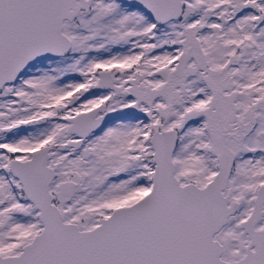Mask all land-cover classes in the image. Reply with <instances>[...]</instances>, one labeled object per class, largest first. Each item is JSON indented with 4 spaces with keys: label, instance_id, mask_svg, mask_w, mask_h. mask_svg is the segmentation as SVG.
<instances>
[{
    "label": "snow or ice",
    "instance_id": "obj_1",
    "mask_svg": "<svg viewBox=\"0 0 264 264\" xmlns=\"http://www.w3.org/2000/svg\"><path fill=\"white\" fill-rule=\"evenodd\" d=\"M0 264H264V0H0Z\"/></svg>",
    "mask_w": 264,
    "mask_h": 264
}]
</instances>
